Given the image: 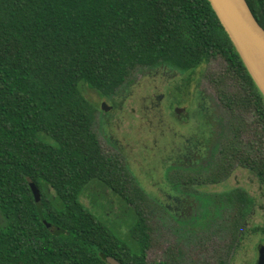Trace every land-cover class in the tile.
<instances>
[{"label":"trees","instance_id":"16d2710c","mask_svg":"<svg viewBox=\"0 0 264 264\" xmlns=\"http://www.w3.org/2000/svg\"><path fill=\"white\" fill-rule=\"evenodd\" d=\"M247 1L264 27V0ZM220 56L213 81L235 135L203 179L220 183L246 165L264 184V95L209 0H0V264H172L148 261L153 228L138 204L152 196L136 179L132 191L103 153L88 92L106 95L146 65L191 79ZM99 181L134 206L130 236L84 202ZM217 198L236 247L254 198L242 188Z\"/></svg>","mask_w":264,"mask_h":264},{"label":"flooded vegetation","instance_id":"af4514ba","mask_svg":"<svg viewBox=\"0 0 264 264\" xmlns=\"http://www.w3.org/2000/svg\"><path fill=\"white\" fill-rule=\"evenodd\" d=\"M219 58L225 62L221 56ZM140 68L141 70L136 71L132 76V80L124 82L119 88L106 95L96 93L98 100L95 99L97 111L94 128L99 137L100 147L103 153L111 158L115 167L127 172L128 184L132 191L136 188V184L133 183L136 179L151 196L153 195L150 191L165 196V201L160 198L159 200L172 217L179 221L188 214L187 222L193 218V225L200 222L202 212H216L218 208L227 210L217 201L219 192L215 194L213 204L204 199L202 193H208L211 188L218 186L230 188L221 193L242 188L250 194L239 180H236L234 186L229 182L234 172L220 183L203 179L208 178L207 174L221 157L225 143L229 144L235 135L233 113L224 106L218 92L216 91L213 96L202 90L199 76H194V89L185 90L187 86L185 82L189 78L187 74L178 67L166 63ZM137 73L141 76H136ZM179 80H182L180 84ZM155 81L163 85L165 90L158 93L157 89L160 85L154 83ZM172 83L175 84L173 88L170 86ZM143 86L152 89L144 94L141 105L143 107L139 112L135 106L137 99L135 93L137 88ZM173 98H180L178 100L180 105L178 104L175 109L170 102ZM165 101L169 104L168 112L164 106ZM248 131L243 133L246 143L249 141ZM239 156L237 155V158H241ZM154 158H157V161ZM143 159L148 165L151 164L150 169L143 167ZM153 161L156 165H152ZM238 168L242 170L247 168L255 174L246 165L236 167ZM145 170L150 178L151 189L143 184L138 174ZM101 185L117 195L102 181L92 186ZM262 186L264 187V184ZM192 197L198 200V204L190 203L188 198ZM254 203L255 199L250 209L247 207L245 224H248ZM262 246L264 243L259 247L256 264L261 259ZM173 251L169 246L164 248L163 254L164 257L166 256L164 260L178 264ZM192 258L197 259L195 256ZM211 264L216 262L212 261Z\"/></svg>","mask_w":264,"mask_h":264},{"label":"rangeland","instance_id":"374dc122","mask_svg":"<svg viewBox=\"0 0 264 264\" xmlns=\"http://www.w3.org/2000/svg\"><path fill=\"white\" fill-rule=\"evenodd\" d=\"M226 63L219 57L213 58L210 62L203 64L196 70L195 76L200 77V84L202 90L206 91L208 95L216 93V85L213 81V77H217L224 73ZM136 76H141L137 73ZM149 78V77H148ZM194 76L190 79H186L185 90H193L195 87ZM144 81H147L144 79ZM182 80H179L180 84ZM147 82H144V84ZM159 84L158 82H154ZM198 84V82L196 81ZM157 89L158 93L165 90V87L159 84ZM175 84L170 86L173 88ZM152 88H146V86L137 88L135 93L137 99H135V106L141 111L142 98L146 91ZM184 88L182 87V90ZM167 91V90H166ZM88 96L91 99L98 100V96L95 92L89 91ZM180 98L170 99L172 108L178 106ZM187 100V98H182ZM166 112L169 111L168 102L164 103ZM250 135V134H249ZM143 167L150 169L151 164L148 165L145 159H143ZM157 161V158H154ZM152 165H156L153 161ZM149 166V167H148ZM140 174L143 184L151 189L149 185L150 178L147 176V171H143ZM236 180H239L241 184L248 189L249 193L255 199V203L251 208L248 224L245 225L246 231L245 237L238 246L235 247L237 239L233 238L231 233L228 214L229 210H220L218 208L216 212H202L201 220L195 225L193 218L190 222H187L186 215L181 220L177 221L175 217H172L167 209L163 206L162 201H165V196L159 195L157 192L152 193V197L146 201L140 202L138 206L144 211V215L147 218L148 223L153 228L152 246L148 249V261L157 262L164 260L163 249L168 247L173 249V255H176L178 264H211L212 261L218 264L219 260H223L226 264H256L258 260V252L261 244L264 243V234L261 232L253 233L249 231L250 227L255 225H264V187L258 180L257 176L248 171L247 168L243 170L238 168L234 171V175L231 176L229 182L232 186L235 185ZM230 188L224 186H218L217 188H211L208 193H202L205 200L210 202L214 201L216 193L227 191ZM101 193V195H99ZM190 203L198 204V200L194 197L188 198ZM83 200L87 205L98 214L110 227L115 231H121L125 236H130V230L135 222V209L133 205L123 201L120 197L113 194L104 185L99 187H89L86 190V194ZM218 201V198H217ZM96 205V206H95ZM109 212V214H108ZM192 227V230H191ZM157 247V248H156ZM235 247V248H234ZM156 248V249H155ZM195 256L197 259H193Z\"/></svg>","mask_w":264,"mask_h":264},{"label":"water","instance_id":"95a60500","mask_svg":"<svg viewBox=\"0 0 264 264\" xmlns=\"http://www.w3.org/2000/svg\"><path fill=\"white\" fill-rule=\"evenodd\" d=\"M224 28L229 34L248 71L264 95V27L256 18L247 0H209ZM38 209L43 208L40 193L36 194ZM264 264V246L261 247ZM110 264H122L113 256H108Z\"/></svg>","mask_w":264,"mask_h":264}]
</instances>
